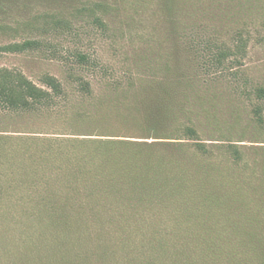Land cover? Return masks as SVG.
I'll return each mask as SVG.
<instances>
[{"label": "rangeland", "instance_id": "rangeland-1", "mask_svg": "<svg viewBox=\"0 0 264 264\" xmlns=\"http://www.w3.org/2000/svg\"><path fill=\"white\" fill-rule=\"evenodd\" d=\"M188 1L195 2L191 10ZM213 1L179 0L188 9L180 12L183 40L203 30L230 43L241 28L250 42L238 78L212 82L217 126L203 139L215 150L202 199L196 206L187 198L183 211L174 200L151 217L122 221L96 219L70 201L79 188L69 183L75 177L66 154L75 148L57 140L125 135L116 101L94 107L122 98L114 90L142 79L148 67H166L170 44L157 2L0 0V48L35 42L24 52L0 49V68L38 86L50 74L66 90L47 109L0 104V264H264V123H254L252 113L257 106L264 117V100L251 94L264 88V0H230L225 24L219 10L198 12ZM78 54L108 72L83 69ZM81 81L92 84L94 96L81 92ZM225 139L238 145L240 162L223 153Z\"/></svg>", "mask_w": 264, "mask_h": 264}, {"label": "trees", "instance_id": "trees-1", "mask_svg": "<svg viewBox=\"0 0 264 264\" xmlns=\"http://www.w3.org/2000/svg\"><path fill=\"white\" fill-rule=\"evenodd\" d=\"M155 1L170 44L166 67L159 68L161 71L148 67L142 79H131L127 86L114 90L122 98L104 99L94 107L98 112L116 101L117 117L124 125V132L119 133L125 135L113 132V135H97L99 138L74 135L57 140L75 148L66 154L75 177L69 183L79 188L70 201L82 210H92L96 219L139 220L153 216L160 206V209L172 208L173 204H168L174 200L183 211L187 198L197 206L204 193L202 182L213 166L210 161L215 150V146H209L203 139L204 132L217 126L214 112L219 97L212 82L227 76L238 78L240 67L248 57L250 40L241 28L232 34L230 43H219L215 34L208 35L203 30L183 40L180 12L185 10L188 14V9L179 0ZM185 4L191 10L195 2ZM211 4L207 9L197 5L198 12L207 17L219 10V19L225 24L230 0ZM34 46L35 42L27 41L0 49L17 53ZM77 65L93 73L108 72L107 66L85 54L77 55ZM41 83L38 86L21 72L0 68V104L30 112L37 105L47 109L51 102L66 94L63 84L50 74H45ZM80 86L84 95H95L90 82L81 81ZM251 92L255 99L264 100V88H253ZM252 113L255 121L252 122L262 125L261 108L256 106ZM223 141L227 145L220 147L228 160L232 164L240 162L243 153L238 145L233 140Z\"/></svg>", "mask_w": 264, "mask_h": 264}]
</instances>
